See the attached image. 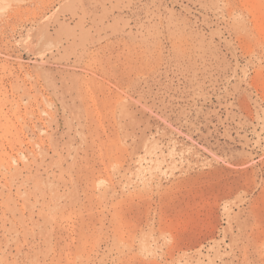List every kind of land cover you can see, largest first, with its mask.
<instances>
[{"label": "rangeland", "instance_id": "374dc122", "mask_svg": "<svg viewBox=\"0 0 264 264\" xmlns=\"http://www.w3.org/2000/svg\"><path fill=\"white\" fill-rule=\"evenodd\" d=\"M0 264H264V0H0Z\"/></svg>", "mask_w": 264, "mask_h": 264}]
</instances>
